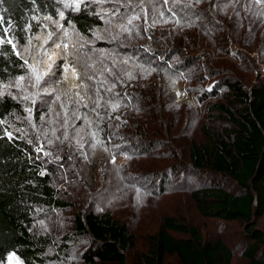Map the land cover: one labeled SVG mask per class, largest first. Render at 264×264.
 I'll return each mask as SVG.
<instances>
[{
  "label": "trees",
  "instance_id": "trees-1",
  "mask_svg": "<svg viewBox=\"0 0 264 264\" xmlns=\"http://www.w3.org/2000/svg\"><path fill=\"white\" fill-rule=\"evenodd\" d=\"M155 1L163 15L171 20L169 23H161L159 19L151 23L157 15H148L147 9L140 7L146 17L138 15L137 22L132 19L131 24H126L128 31L121 28L115 31L122 34L124 42L118 41L111 33L98 45L80 44L74 56L79 57L78 54H83L86 49L89 51L103 46L110 62L108 69L111 73L107 71L106 76L102 74L106 70L104 63L99 60L90 59L79 67L84 75L90 76L89 79L84 77V87L88 86V90H83L84 94L93 97L99 93L100 97L111 101L103 112L106 120L91 126L93 131H87L81 137V143L86 147L94 140H100L101 149L109 157L112 153L115 155V150L138 146L143 149L146 145L165 142L166 136L163 135L167 121L163 114L168 103L163 99L157 82L172 74L184 73V78L187 77L184 70L205 55L202 49L209 45V38L218 36L221 41L228 38L239 41L241 35L235 33L246 23L244 20L238 23L232 21L237 0H231L233 7L224 10L226 17L223 22L209 19L205 24L194 23L189 17L190 13L198 12L195 8L190 10L191 7L175 3L179 10L172 8L168 13L164 11L163 7L167 4L163 0ZM212 1L218 3L221 0ZM98 3L84 0L78 11L72 7L62 9V20L73 26L80 36L90 37L92 31L100 28L108 33L114 18H101L97 11ZM133 9L136 11L138 8ZM58 10L56 0H3L0 3V40L5 41L0 43V121H3L0 123V264L11 252L26 264L42 262V251L49 242L31 229L33 212L41 207L68 206L54 186V165L45 154L46 148L41 149L39 144L44 143L48 149L54 148L47 140H36L25 134L22 126L26 121L20 104L2 91L6 81L26 71L22 56L17 55L12 45L6 42L8 37L20 46L29 31L35 28L36 32L39 31L40 20L47 16L56 18ZM251 15L254 13L250 12L246 17L253 20L254 16L249 17ZM147 18L154 27L145 24ZM163 25H167L166 28H161ZM210 26L214 28L213 33ZM217 29L227 33L221 35L219 32L218 35L215 32ZM147 51L154 55L151 60L142 54ZM221 53L230 54L222 46H215V54ZM173 54L180 58L171 63L167 56ZM130 66H136L138 70L131 72ZM206 67L210 75L214 74L212 66ZM98 75L107 80L99 82L104 88L114 85V93L98 88L100 86L95 79ZM224 75V78L216 80V86H226L240 108L233 112V116L223 103H209V109L229 117L230 126L224 130L203 127L204 138L188 142L187 160L183 161L179 155L173 161L179 162V165H173V173L181 167L182 172L200 177L202 182L190 190L197 211L203 216L239 222L247 239L242 254L248 264H264V232L257 226L258 219L264 215V73L254 79L247 89L243 85V76L233 73ZM150 92L153 103L149 100ZM89 102L81 101L78 109L89 108L88 111L93 110L92 116L96 107L91 108ZM113 105L116 107L113 108ZM17 114L20 124L16 120ZM76 121L77 125L81 124L79 119ZM6 131L12 133L11 138ZM74 146L70 149L69 158H64V163L72 162L77 150ZM37 148L41 151H36ZM94 157L91 154L90 159ZM175 175H178L177 172ZM73 223L76 231L87 237L97 264H127L126 253L131 248L132 235L125 222L114 218L108 211H87L75 214ZM171 231L184 236H173ZM149 241L147 252L141 255V264H165L166 255L176 256L181 264H232V251L222 239L203 240L197 226L189 225L174 215L163 216L160 230L150 235ZM86 258L89 264L96 262Z\"/></svg>",
  "mask_w": 264,
  "mask_h": 264
},
{
  "label": "rangeland",
  "instance_id": "rangeland-1",
  "mask_svg": "<svg viewBox=\"0 0 264 264\" xmlns=\"http://www.w3.org/2000/svg\"><path fill=\"white\" fill-rule=\"evenodd\" d=\"M56 1L60 8L56 18L48 20L44 17L40 20L39 31L36 32V28L31 31H35L34 33L29 31L20 46L16 41H12L16 45L15 52L20 53L28 64H25V73L6 81L2 90L15 97L20 104L24 122L26 121L22 126L25 134L36 140H47L54 148L48 149L44 143L39 144L41 149L46 148L45 154L54 165V186L68 205L34 210L31 229L37 235L47 238L49 242L47 248L42 251L43 261L35 264H89L86 257L96 260L87 237L77 232L73 223L75 214L87 211L95 213L108 211L114 218L126 223L132 235V245L126 253L127 264H141V255L149 248L150 235L160 230L163 216L169 214L179 217L189 225L197 226L203 240L222 239L232 251V264H248L242 254L247 239L241 232V224L237 221L201 215L190 195V190L202 182L201 178L182 172L181 167L176 171L178 174L176 176V172L173 173V165H179V162L173 161H176L179 155L183 161L187 160L188 142L201 141L204 138L203 127L224 130L230 126L229 117L209 109V103H223L233 116L240 108L234 103L226 86H216L217 79L224 78V74L230 73L243 76V85L247 89L254 79L260 78V74L264 73V0L260 3H257V0L236 1L231 15L236 20L232 21L246 22L243 29L235 33L241 35L239 41H231L229 38L221 41L218 40V36L214 39L211 37L209 45L202 49L205 55L184 70L187 77L184 78V73L172 74L171 77L157 82L163 99L168 103L163 114L167 121L163 135L166 136L165 142L146 145L143 149L142 146H138L115 150V155L112 153L110 157L101 149L100 140H94L86 147L81 143L83 140L81 137L87 131H93L91 126L102 124L106 120L103 112L111 101L100 97L99 93H95L93 97L86 96L83 90H88V86L84 87V77L89 79L90 76L84 75L83 70L79 69L84 63L90 62V59L99 60L104 63L106 70L102 71V74L106 76L107 71L111 73L108 69L110 62L105 56L103 46L94 47L89 51L86 49L83 54H78L79 57H74L76 51L80 44L89 46L104 42L111 33L118 41L124 42L121 39L122 34L115 31H118L121 25L126 26L130 18L137 22L138 19L134 17L138 15L146 17L142 8L147 9L148 15H157L150 21L151 23L158 22V19L161 23H169L171 20L163 15L155 0H103V2L95 0L99 2L97 11L101 18H114V24L109 31L107 30L108 33L106 29L100 28L92 31L90 37H86L80 36L73 26L65 23L59 16L60 11L67 9L64 2L71 0ZM163 2L167 4L163 7L164 11L168 13L170 9L177 8L175 3L191 7L190 10L195 8L198 12L190 13L189 17H192L194 23L201 24H205L209 19L223 22L226 17L224 10L234 5L231 0H221L218 3L212 0H201L200 3L196 0ZM135 7L138 9L133 11ZM250 12L254 13L249 16H254L253 20L246 17ZM53 21H58L63 27H59ZM118 21L120 23H117ZM145 22L146 25L154 27L148 18ZM166 26L163 25L161 28L164 29ZM210 30L213 33L214 28L210 26ZM215 32L218 35L219 32L221 35L227 33L219 29ZM49 33L53 34L51 39H47ZM8 38L11 39L10 36ZM57 44L60 45L59 48L56 47ZM215 46L218 48L222 46L234 55L222 53L217 55ZM142 54L148 60L154 57L149 51ZM110 57L113 58L111 55ZM167 58L173 63L180 57L173 54ZM28 65L35 67V73ZM206 66H212L214 74L210 75V70ZM72 69H75L76 75H73ZM129 70L134 72L138 68L130 66ZM103 75L95 78L100 86L98 88L114 93L116 89L112 84L109 88L99 84L101 80L107 81ZM21 76L24 80L19 81L20 86L17 87V78ZM37 76L40 77L39 82ZM151 79L153 80L152 77ZM155 80L158 78L155 77ZM149 95V100L153 103L152 93ZM25 96L28 99H24ZM87 100H90L91 108L96 107L92 116L93 110L78 109L81 101L86 103ZM29 108L32 110L31 113L27 111ZM17 116V123L20 124L21 120L18 114ZM78 119L80 125L76 124ZM73 146L77 150L72 162L64 163V158H69ZM91 154L96 157L90 159ZM257 226L264 232V215L258 219ZM170 233L176 237L184 236L178 232ZM9 254L3 264H16L15 260L8 259ZM15 255L21 264H26L21 257ZM166 263L181 264L174 255H166ZM91 264H97V260Z\"/></svg>",
  "mask_w": 264,
  "mask_h": 264
},
{
  "label": "snow or ice",
  "instance_id": "snow-or-ice-1",
  "mask_svg": "<svg viewBox=\"0 0 264 264\" xmlns=\"http://www.w3.org/2000/svg\"><path fill=\"white\" fill-rule=\"evenodd\" d=\"M83 2H84V0H71V2H64V7H65V8L72 7L74 11H78V10H79V7H80V4L83 3ZM100 2H103V0H100ZM196 2H197V3H200L201 0H196ZM260 2H261V0H257V3H260ZM0 3H3V0H0ZM161 15H162V13H161ZM59 16H60L61 19H63V18H64V12H63V11H60V12H59ZM134 18H135V19H138L139 17H134ZM45 19L51 20L52 17H45ZM132 19H133V18H130V19L128 20V24H131V23H132ZM53 23H56V24H57L59 27H61V28L63 27V25H59L58 21H53ZM120 27H121V29H122L123 31H128V28H127L126 26L121 25ZM6 31H7V29H5V32H6ZM66 34H67V33L65 32V35H66ZM52 35H53L52 33H49L47 39H51V36H52ZM47 39L45 40V43L47 42ZM4 42H5V41L0 40V43H4ZM6 42L9 43V44H11L12 47L15 49L16 45L13 44V42H12L11 39L7 40ZM56 47L59 48L60 45L57 44ZM65 47H67V45H65ZM16 54H17V55H20V53H18V52H17ZM49 59H51V57H49ZM24 64L27 65V64H28V61L25 60V61H24ZM28 66L32 69L33 73H35V71H36L35 67H34L33 65H28ZM49 67H51V65H49ZM72 71H73V75H76V71H75V69H72ZM153 71H154V69H153ZM36 79H37V82H39L40 77L37 76ZM23 80H24V77H23V76L18 77V78H17V85H16V86L19 87V86H20L19 81H23ZM113 87H114V85H113ZM13 98L15 99V97H13ZM24 99H28V97L25 96ZM115 107H116V105H113V108H115ZM27 111H28L29 113H31L32 110L29 108V109H27ZM117 119H118V117H117ZM0 123H3V121H0ZM6 135H7L9 138L12 137V133H11V132H7V131H6ZM36 151H41V149H40V148H37ZM41 175H43V173H41ZM41 224H43V221H41ZM8 259H9V260H15V261H16V264H21V261L19 260L18 257H16L15 253H10L9 256H8Z\"/></svg>",
  "mask_w": 264,
  "mask_h": 264
}]
</instances>
